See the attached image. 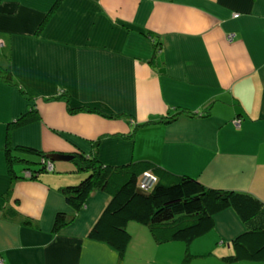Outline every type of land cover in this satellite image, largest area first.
<instances>
[{
    "label": "crops",
    "instance_id": "0c3cea01",
    "mask_svg": "<svg viewBox=\"0 0 264 264\" xmlns=\"http://www.w3.org/2000/svg\"><path fill=\"white\" fill-rule=\"evenodd\" d=\"M0 39L16 83L0 79L1 264H264L226 258L245 230L232 208L190 243L131 221L120 255L89 237L108 194L95 189L80 211L66 202L85 174L75 158L30 179L25 161L12 178L6 156L9 123L34 107L39 120L12 129V146L148 160L264 203V0H0ZM86 107L98 111H75ZM58 212L70 221L55 230Z\"/></svg>",
    "mask_w": 264,
    "mask_h": 264
},
{
    "label": "trees",
    "instance_id": "16d2710c",
    "mask_svg": "<svg viewBox=\"0 0 264 264\" xmlns=\"http://www.w3.org/2000/svg\"><path fill=\"white\" fill-rule=\"evenodd\" d=\"M156 44L159 46L160 41ZM0 79L6 84H16L11 69L1 65ZM75 111L98 110L86 107ZM39 118L37 109L32 107L16 121L9 123L6 156L12 178L18 177L15 163L20 161L27 164L20 173V178L36 179L40 173L54 170L47 168L49 161L54 165V161L47 157L49 154L34 147L10 144L12 129L36 122ZM159 121L165 122L164 119L150 120L144 125ZM26 156L32 159L28 160ZM74 158L78 170L85 174L79 182L64 187L63 193L68 205L76 211L82 210L95 189H101L110 197L109 203L89 233L91 239L104 242L123 255L132 239L128 224L135 221L149 227L160 243H190L214 228L215 215L218 212L232 208L244 223L245 230L234 237V252L226 258L264 263V203L254 195L210 188L193 177L174 174L148 160L112 167L85 153L75 154ZM145 173H151L157 178L149 189L141 187ZM9 193L10 190H7L4 197ZM17 214L14 209L9 208L4 215L16 220ZM69 221L70 218L65 212H58L54 229H60ZM188 261L189 256H186L183 264Z\"/></svg>",
    "mask_w": 264,
    "mask_h": 264
},
{
    "label": "built area",
    "instance_id": "2783aa9c",
    "mask_svg": "<svg viewBox=\"0 0 264 264\" xmlns=\"http://www.w3.org/2000/svg\"><path fill=\"white\" fill-rule=\"evenodd\" d=\"M4 45V42L0 39V47ZM240 120H237L236 123L239 124ZM47 168L49 170H52L54 168V165L52 162H48L47 164ZM157 178L155 176H153L151 173H145L144 177L142 178L141 181V187L144 189H149L151 188L155 182H156ZM2 263V259H0V264Z\"/></svg>",
    "mask_w": 264,
    "mask_h": 264
},
{
    "label": "water",
    "instance_id": "95a60500",
    "mask_svg": "<svg viewBox=\"0 0 264 264\" xmlns=\"http://www.w3.org/2000/svg\"><path fill=\"white\" fill-rule=\"evenodd\" d=\"M74 154H66V153H60V152H54L49 154L47 157L52 161H68L74 158Z\"/></svg>",
    "mask_w": 264,
    "mask_h": 264
},
{
    "label": "rangeland",
    "instance_id": "374dc122",
    "mask_svg": "<svg viewBox=\"0 0 264 264\" xmlns=\"http://www.w3.org/2000/svg\"><path fill=\"white\" fill-rule=\"evenodd\" d=\"M37 162L39 161V159L38 160H36ZM38 165V164H37ZM199 264H200V262H199Z\"/></svg>",
    "mask_w": 264,
    "mask_h": 264
}]
</instances>
